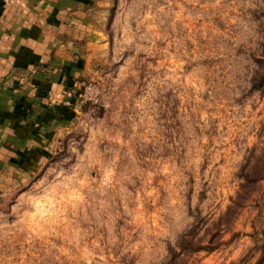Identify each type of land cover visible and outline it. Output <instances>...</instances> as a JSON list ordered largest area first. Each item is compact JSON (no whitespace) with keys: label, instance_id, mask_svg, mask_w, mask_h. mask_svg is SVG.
<instances>
[{"label":"rangeland","instance_id":"1","mask_svg":"<svg viewBox=\"0 0 264 264\" xmlns=\"http://www.w3.org/2000/svg\"><path fill=\"white\" fill-rule=\"evenodd\" d=\"M83 9L81 64L0 78L8 136L36 138L2 144L0 264H264V0Z\"/></svg>","mask_w":264,"mask_h":264},{"label":"crops","instance_id":"2","mask_svg":"<svg viewBox=\"0 0 264 264\" xmlns=\"http://www.w3.org/2000/svg\"><path fill=\"white\" fill-rule=\"evenodd\" d=\"M86 1L0 0V78L8 68H33L36 64L44 63L50 57L51 51L55 52L54 55L57 54L56 61L59 66L68 67L73 64L75 68L77 64H81L74 59L75 56L68 57L67 51L75 50V48L67 36L76 40H80L81 37L86 42V48L93 45L90 40L92 34L87 28L90 22L83 9V3ZM80 48L77 47V50ZM68 72L62 73L61 76L57 74L56 81L65 80L69 87L73 84L75 69ZM0 105L4 106L1 96ZM45 111L46 108L42 113L44 114ZM11 121L12 116L10 117L8 111L5 110L0 116V173L1 167L7 166L8 162L12 163L13 157L18 153L14 150L15 154L5 159L8 151L4 149L3 142H15L16 145L18 142L24 144L25 142L30 144L36 142L35 127L32 121V123L26 122L28 126L25 136L9 137L7 131L11 128ZM49 123L51 122L42 123L39 130L52 129ZM10 151L13 150L10 149ZM14 161L17 162V159Z\"/></svg>","mask_w":264,"mask_h":264},{"label":"trees","instance_id":"3","mask_svg":"<svg viewBox=\"0 0 264 264\" xmlns=\"http://www.w3.org/2000/svg\"><path fill=\"white\" fill-rule=\"evenodd\" d=\"M263 178V176H259V177H256L255 179H251V180H248L246 179V183L244 185H242V189L243 187H250L252 186L254 183L258 182L259 180H261ZM247 200L246 198V194L244 193H237V197H236V202L234 201L233 205L238 209H240L243 205L242 203L244 204V202ZM230 210V208L228 209V211ZM264 243V239L262 241ZM218 245V244H217ZM193 252H199V251H207V252H213L216 248H208V247H204V246H193L192 248Z\"/></svg>","mask_w":264,"mask_h":264}]
</instances>
